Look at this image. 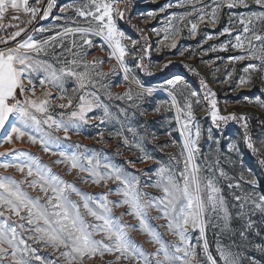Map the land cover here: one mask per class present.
<instances>
[{"label": "snow or ice", "instance_id": "obj_1", "mask_svg": "<svg viewBox=\"0 0 264 264\" xmlns=\"http://www.w3.org/2000/svg\"><path fill=\"white\" fill-rule=\"evenodd\" d=\"M213 2L216 5L211 9L210 18L213 22L225 4L229 9L239 5L247 7V0ZM55 3L56 0H49L45 9H38L32 6L30 0H0V21L5 19L10 10L13 12L12 20H19L21 14L29 17L22 22L25 25L31 24L37 15L47 19ZM188 3L195 5L199 0H177V6ZM255 3L264 7V0H255ZM172 6L169 4L166 7ZM206 7H193L191 11L179 16L175 13L171 15L182 21L186 16L199 13L196 19L203 21ZM76 14L85 20L86 26H61L62 31H56L45 39H37L34 34H28L26 38L17 41V37L26 33L27 28L19 24L8 25L16 27L17 30L7 39L0 40V44L17 42L14 46L0 48V132L4 133L0 137V144L23 141L27 136L32 144L39 145L45 153L57 156L54 163L65 164L69 172L77 170L78 173L86 174L82 177V182L87 183L90 180L95 185L103 183L107 187L109 181H112L117 187L110 189L108 193L94 196L78 188L74 182L63 179L49 164L26 149L0 152V157H9L0 161V168H14L24 176L23 180H17L14 176L0 173V264H35L36 261L39 264H59L58 260H46L39 255L38 249L29 241L59 252L65 264H84L85 258L93 260L106 253L119 254L116 255V260L123 258L125 264L130 261L134 264H245L246 260L248 264H261L260 261L243 254L246 245L264 253V243L257 244L248 239L249 232L260 236L251 216L257 211L264 215V195L256 191L240 195L233 193L236 203L231 207H237V218L245 221L238 233L241 242L231 240L224 244L218 240L215 255L209 250L206 233L210 226L229 238L237 232L232 227L233 214L230 205L218 186V179H227V173L218 168V160L207 165L198 161L201 129L194 123L192 100L198 97V93L194 90L188 91L187 85L179 86L181 77L167 81L165 90L171 100L162 101L154 109L156 113H160L165 106L168 110L175 109V120L183 138L181 159L171 157L174 163L161 164L155 172L154 183L146 185L159 189L162 195L152 196L143 191L139 176L112 162L104 152L88 150L86 147L81 150L83 146L79 143H66L70 140L69 131L79 133L90 120L97 119L89 116L95 109L102 112L98 118L101 124L116 122L123 129L125 125L122 121L129 119L127 109L120 108L117 114L110 111L109 105L102 101L101 89L109 100L113 98L108 85L103 82L109 75L100 68L105 61H88L85 50L93 46L92 37H101L109 49L110 58L117 61L124 73V79L129 80L131 69L125 61L130 53V47L125 43L129 38L117 26V19H123L124 11H119L112 0H81ZM238 22L243 27L235 35V43H229L234 49L247 51L229 59L244 60L250 57L259 63L247 64L244 71L250 74L264 71V27L256 29L257 23L264 25V11L252 12L247 17L241 16ZM3 27V23H0V28ZM190 28L194 34L197 24L190 22ZM35 31L44 33L51 29L40 27ZM231 32V27H226L220 35H231ZM70 37V46L66 47L64 42ZM227 46H223L224 50H227ZM37 79L39 87L45 89L40 97L35 96ZM70 80L76 85L72 91L78 93L75 107L73 99L67 96L66 84ZM132 82L141 90L133 92L129 88L127 92L116 95L115 99H126L131 102V108L138 109L146 97L153 95L154 89L145 86L134 76ZM246 82L250 83V76L247 81L241 80V83ZM204 86L207 89V85ZM53 88L60 93L56 98L66 99V103H52ZM29 92L31 96L27 95ZM205 100L210 104L211 120L218 129L222 122L226 124L230 120L243 121L247 148L253 153L260 151L248 134L246 117L220 115L215 93L211 89H207ZM196 103H199L198 99ZM55 107L73 110L54 115L52 109ZM140 115L144 113L141 112ZM126 130L132 133L134 145L144 154L143 158L153 159L144 150L145 137L131 125ZM61 131L64 133L63 137L58 134ZM122 135V132L114 133V136ZM100 136L103 138V133ZM123 143L129 144L127 136L123 137ZM261 148H264V140H261ZM230 150L239 153L236 143L230 145ZM259 164L264 165V158L259 160ZM177 165L182 167L177 169ZM205 172L209 174L205 175ZM250 184L255 189L259 181L253 179ZM25 185L33 190L39 189L43 195H31ZM228 187L239 188L240 184L229 183ZM110 195H117L120 199L111 200ZM73 196L79 199H73ZM125 206V213L120 216L114 214V207ZM151 210H156L159 215L151 216ZM124 215L133 216L138 224L125 223ZM13 216L17 220H13ZM88 217H92V221ZM152 220H164L165 224L160 227H166L177 237V241L168 242L162 239V234L151 224ZM137 228L159 246L156 252L148 253L131 237L130 229ZM193 231L199 233L196 243L191 240ZM97 236L100 238L97 239Z\"/></svg>", "mask_w": 264, "mask_h": 264}, {"label": "rangeland", "instance_id": "obj_2", "mask_svg": "<svg viewBox=\"0 0 264 264\" xmlns=\"http://www.w3.org/2000/svg\"><path fill=\"white\" fill-rule=\"evenodd\" d=\"M127 0H112L115 7L119 11H123ZM49 0H30L32 6L38 9H45ZM134 9L132 20L142 30L147 33L150 41V46L142 48L141 43L137 37L125 31L120 26L121 19H117V26L125 34L127 39L125 43L130 47L129 56L125 58L128 67L131 69L129 80L124 79V73L119 68L117 61L110 58L109 49L104 45L101 37H92L93 46L86 48L88 61L100 59L105 61L100 68L103 72L109 75L104 78V83L108 85V90L112 92L113 98L109 100L104 94V90H100V96L104 103L109 105L110 111L119 113L120 108L127 109L129 119L123 120L125 128H121L119 123L108 122L101 124L99 117L102 115L100 109H95L89 113L90 117H97V119L90 120L89 124L84 125L79 133L69 131L68 135L70 140L66 143L76 144L79 143L81 150L86 149L104 152L112 162L122 166L128 172L139 176L141 188L143 191L150 193L152 196H160L162 193L159 189L151 186L155 180V172L158 167L174 163L170 158L175 157L177 160L181 159V145L182 136L179 132V124L175 120V109L168 110L167 106L161 109L160 113H156L154 109L161 104L162 101H170L171 97L165 90L167 81L179 76L182 78L179 86L187 85L188 91H196L198 97L192 98L193 100V113L195 115L194 123L198 124L201 129V138L199 140L200 156L199 162L207 165L218 160V168H222L227 173L226 178L218 179V186L222 189L223 195L230 205V211L233 214L232 227L236 230L237 234L229 238L226 234L222 235L218 229L208 228L206 236L209 243V250L215 255L216 244L218 240L224 244H228L231 240L241 242L239 230L244 225V220L237 218L236 214L239 211L237 207H231L236 202L233 200V193L240 195L244 192L256 191L264 195V175L261 172L259 160L264 158V148H261V140H264V71H256L253 73L245 72L244 68L249 63H259L256 60L246 57L244 60H231L230 57L241 55L247 49H234L231 43H235V35L240 33L243 25L238 22L239 17L249 16L252 12L264 11V7L257 5L255 0H247V7L239 5L233 9H229L225 4L219 11L215 22L212 21L211 9L216 5L213 0H199V3L193 5L191 3L177 6V0H131ZM172 4V7H166ZM81 5V0H56L55 6L52 8L51 14L47 19H43L40 15L32 21L31 24L25 25L22 22L29 19L24 14L20 15L19 20H12L13 12L10 10L5 19L1 22L4 27L0 28V40L7 39L17 28L9 27L8 25H17L26 27L27 32L17 37V41L26 38L28 34H34L37 39H45L48 36L54 35L56 31H62L61 26L75 27L76 25L86 26L83 18L76 14V8ZM205 15L203 21H198L196 17L199 13L186 16L182 21L173 18L171 14L175 13L177 16L189 12L193 7H204ZM190 22L197 24L196 32L193 34L190 28ZM45 27L51 31L40 33L35 29ZM226 27H231V35L225 33L220 35L222 30ZM264 25L256 24V29L259 30ZM12 29V30H11ZM10 30V31H9ZM167 37V38H165ZM208 37H211L210 39ZM72 37L65 40V46H70ZM243 39V37H242ZM17 41H8L7 45L0 44V48L6 46H14ZM135 41V43H133ZM231 42V43H229ZM227 44V50H224V45ZM215 48V50H213ZM147 51L146 63L149 68L160 74H155L158 78L153 80L147 78L143 74V58L141 52ZM182 53V54H181ZM142 65V67H141ZM177 65V66H176ZM179 67V68H178ZM115 69V72H113ZM177 69V70H176ZM191 78L200 80V86L203 89L201 92L195 87V84L189 79L184 72ZM136 77L145 86L154 89L151 97H146L140 104L138 109L130 107L129 101L117 100L115 96L123 94L131 88L133 92H138L139 89L132 78ZM250 76V83H241V80L247 81ZM201 81L204 83L202 84ZM211 89L215 93L217 108L220 115L229 116L236 115L237 117L244 116L247 118L248 134L252 137L254 146L260 151V159H256V153H253L247 148L244 141V128L242 127L243 121H232L229 124L221 126L219 129L214 125L210 116V104L205 100L207 89ZM178 86V87H179ZM47 87V86H46ZM75 82L69 81L66 84L67 96L73 99V107L76 106L78 100V93L73 92ZM45 89L39 87V81L36 80V97H40ZM53 93L52 103L58 105L66 103L65 100L57 99L60 95L57 89H51ZM19 95V92H18ZM31 96V93H27ZM199 103H196V100ZM259 101V102H258ZM182 103V101H181ZM72 108L60 109L55 107L52 109L54 115H58L61 111L68 113ZM135 112L136 115L131 114ZM143 112L144 115H140ZM131 125L136 128L137 132L145 137L144 150L152 156L153 159L145 160L143 153H141L134 145L132 133L126 130L127 126ZM7 127V126H6ZM122 132V136H114V133ZM100 133H103L101 138ZM170 133V134H169ZM61 137L64 133H58ZM4 133L2 134V136ZM1 136V137H2ZM127 136L129 144L123 143V137ZM155 137V138H153ZM15 140V137H14ZM236 143L239 148V153L232 152L230 145ZM11 149H26L30 153L40 157V159L49 164L52 169L58 173L63 179L69 182H74L75 185L84 192L90 193L94 196L101 193H108L110 189H115L117 184L109 181L107 187L103 185H95L90 180L87 183L82 182V177L86 174L78 173L77 170L69 172L68 166L65 164L54 163L58 159L57 156L45 153L39 145L32 144L27 136L23 141H16L14 143L0 144V152H6ZM9 159V157H0V161ZM182 165H177V169ZM0 173L4 175L14 176L17 180H23V174L16 171L14 168L7 170L0 168ZM205 175L209 173L205 172ZM31 179V178H29ZM256 179L259 181L258 187L253 189L250 181ZM229 183L240 184L239 188L229 189ZM25 188L33 196H42L43 194L39 189L33 190ZM73 199H79L73 196ZM109 199L119 200L117 195H110ZM83 211V209H82ZM127 211L125 207H114V214L120 216ZM159 213L156 210H151V216L156 217ZM13 220H17L15 216ZM92 221V217H88ZM251 219L256 222V227L260 231V236H256L254 232L248 233V239L257 244L264 243V215L256 212L251 216ZM123 221L129 225H137L138 221L133 216L124 215ZM151 224L157 228L162 234V239L168 242H176L177 237L172 235L166 227H160L165 224L164 220H152ZM28 235V233H25ZM131 237L148 253L156 252L159 247L157 244L150 241L147 234L142 233L138 228L130 229ZM198 231L191 233V240L196 243ZM100 236H97L99 239ZM34 247L38 249V254L43 256L46 260H58L59 264H65L63 257L59 252L54 251L51 247H44L42 244L29 241ZM245 257L254 258L264 264V253L255 250L252 246L246 245L243 252ZM116 255L106 253L103 257L97 256L93 260L85 258L84 264H125L123 258L119 261L116 260ZM35 264H39L36 261ZM129 264H134L130 261ZM245 264H248L247 260Z\"/></svg>", "mask_w": 264, "mask_h": 264}, {"label": "trees", "instance_id": "obj_3", "mask_svg": "<svg viewBox=\"0 0 264 264\" xmlns=\"http://www.w3.org/2000/svg\"><path fill=\"white\" fill-rule=\"evenodd\" d=\"M133 9H134V6L131 2V0H127L126 1V5L124 7V17L123 19H121V22H120V26L121 28H123L125 31L127 32H130L132 34H134L137 39L139 40V42L141 43L142 45V48L145 50V48H148L150 46V41H149V38L147 36V33L142 30L139 26H136V24L133 22L132 20V16H133ZM12 30V29H11ZM10 31V30H9ZM1 35V33H0ZM141 52V58H143V74L147 77V78H152L153 80H156L158 77L155 76V74H160L162 72H157L155 73L154 71H152L149 66H148V63H146V52L147 51H144ZM177 66V65H176ZM179 68V67H178ZM177 70V69H176ZM181 72H184V71H181ZM184 74L189 78L191 79V81L193 82V84H195V87L198 88V90L201 92V90L203 91V89L201 88V86L199 85L200 84V80H197L196 78H191V76H189L187 73L184 72ZM230 121H228L226 124H229ZM225 123L222 122V126L223 125H226ZM215 125V124H214ZM260 159V155H258L256 153V159ZM260 168H261V172L263 173L264 175V165H260Z\"/></svg>", "mask_w": 264, "mask_h": 264}, {"label": "crops", "instance_id": "obj_4", "mask_svg": "<svg viewBox=\"0 0 264 264\" xmlns=\"http://www.w3.org/2000/svg\"><path fill=\"white\" fill-rule=\"evenodd\" d=\"M1 22H2V21H0V23H1ZM18 92H19V90H17V93H18ZM2 134H3V133H2V132H0V137L2 136Z\"/></svg>", "mask_w": 264, "mask_h": 264}]
</instances>
